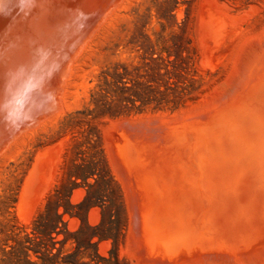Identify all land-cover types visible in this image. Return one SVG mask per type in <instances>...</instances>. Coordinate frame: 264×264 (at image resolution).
<instances>
[{"label":"rangeland","instance_id":"374dc122","mask_svg":"<svg viewBox=\"0 0 264 264\" xmlns=\"http://www.w3.org/2000/svg\"><path fill=\"white\" fill-rule=\"evenodd\" d=\"M0 33V264H264V0H0Z\"/></svg>","mask_w":264,"mask_h":264},{"label":"bare ground","instance_id":"6f19581e","mask_svg":"<svg viewBox=\"0 0 264 264\" xmlns=\"http://www.w3.org/2000/svg\"><path fill=\"white\" fill-rule=\"evenodd\" d=\"M21 1H22V0H21ZM21 7H23V5H21ZM23 8H24V7H23ZM44 9H45V8H44ZM22 10H23V9L20 10L21 13H22ZM24 10H25V9H24ZM24 10H23V11H24ZM60 10H61V9H60ZM61 12H63V11H61ZM25 13H26V12H25ZM46 13H47V11H46ZM22 14H23V13H22ZM6 15H7V14H6ZM18 15H19V13H18ZM18 15H17V16H18ZM14 18H15V17H14ZM22 18H23V17H22ZM69 18H70V17H69ZM13 20H14V19H13ZM13 20H12V21H13ZM47 20H49V19H47ZM10 22H11V21H10ZM11 23H12V22H11ZM38 23H39V22H38ZM58 23H59V22H58ZM70 23H71V22H70ZM9 24H10V23H9ZM39 24H40V23H39ZM6 26L8 27L9 25L7 24ZM20 26L22 27V25H20ZM35 26H36V25H35ZM16 28H17V27H16ZM37 28H38V27H37ZM20 29H21V28H20ZM50 29H51V28H50ZM63 29H64V28H63ZM12 32H16V31H12ZM46 32H47V31H46ZM49 32H50V31H49ZM0 34H1V33H0ZM10 34H11V33H10ZM4 35H5V34H4ZM55 35H56V34H55ZM14 36H15V34H14ZM51 36H52V35H51ZM60 36H61V34H60ZM64 36H65V35H64ZM11 37H12V36H11ZM16 37H17V36H16ZM46 37H47V36H46ZM56 37H58V36H56ZM0 38H1V37H0ZM51 39H52V38H51ZM51 39H50V40H51ZM64 39H65V38H64ZM5 40H6V39H5ZM12 40L14 41L15 39H12ZM33 40H35V39H33ZM47 40H48V39H47ZM37 41H38V44H39V42L41 43V41H40L39 39H37ZM37 41H35V42L33 41L32 43H30V45H29L30 47L28 48V46H27V49H30V48H31V45H32L33 43H36ZM10 42H11V40H10ZM18 42H19V41H18ZM62 42H63V41H62ZM11 43H12V42H11ZM51 43H52V42H51ZM14 44H15V41H14ZM41 44H42V43H41ZM55 44H56V43H55ZM10 45H11V44H10ZM36 45H37V44H36ZM44 45H45V44H44ZM52 45H53V43H52ZM52 45H51V46H52ZM32 46H33V45H32ZM34 46H35V44H34ZM34 46H33V49H34ZM38 46H40V45H37V46H36V48H35V49H36V52H37V47H38ZM54 46H55V45H54ZM59 46H61V45H59ZM1 47H3V46H1ZM5 47H7V46H5ZM13 47H14V46H13ZM15 48H17L16 44H15ZM38 48H39V52H38V53L40 54V53H41V50H40L41 46L38 47ZM44 49H45V48H44ZM6 50H7V49H6ZM6 50H5V51H6ZM8 50H9V49H8ZM30 50H31V49H30ZM25 51H26V49H25ZM25 51H22V52H25ZM34 51H35V50H34ZM32 52H33V51L31 50V53H32ZM36 52H33V54H34L35 56H36V54H35ZM4 53H5V52H4ZM25 53H26V52H25ZM46 53H47V50H46ZM0 54H2V52H0ZM13 54H15V51H14ZM27 54H30V53L27 52ZM41 54H43V53H41ZM44 54H45V50H44ZM6 55H7V54H6ZM21 55H22V56H26V54L24 55V53L21 54ZM31 55H32V54H31ZM40 56H41V55H40ZM9 58H10V57H9ZM7 59H8V57H7ZM23 59H24V58H23ZM26 59H27V58H26ZM31 59H32V58H31ZM35 59H36V58H34V60H35ZM9 60H10V59H9ZM28 61H29V60H28ZM36 61H37V59H36ZM39 61H40V60H39ZM39 61H37V62H39ZM26 63H28L27 60H26ZM26 63H24V64H26ZM9 65H10V64H9ZM14 65H15V64H14ZM17 65H18V63H17ZM17 67H18V66H17ZM25 67H26V66H25ZM25 67H24V68H25ZM24 68H23V69H24ZM27 68H28V67H27ZM13 69H15V70H17V72H19V71H18V70H19V67H18V69H17V68H15V66H14ZM25 69H26V68H25ZM28 69H29V68H28ZM28 69H27V70H28ZM20 71H21V70H20ZM0 72H2V70H1ZM17 72H16V76H17V74H18ZM18 76H20V72H19V75H18ZM9 100H10V99H9ZM12 101H13V100H12ZM5 102L7 103L8 101H5V99H4V103H5ZM15 102H16V101H15ZM2 103H3V101L0 102V106L5 105V104H2ZM9 103H10V102H9ZM9 103H8V105H5L3 108L0 107V108H2V109H0V112H2L1 110H3L4 108L9 107ZM11 106H13V103H12V102H11ZM14 107H15V106H13V108H14ZM7 109H8V108H7ZM5 110H6V109H4V111H5ZM11 110H12V109H11ZM5 113H6V111L3 112V114H5ZM1 115H2V114H0V116H1ZM2 116H3V115H2ZM4 118H5V117H4ZM0 122H1V119H0ZM47 183H48V182H47ZM24 212H25V211H24ZM25 217H26V216H25Z\"/></svg>","mask_w":264,"mask_h":264},{"label":"trees","instance_id":"16d2710c","mask_svg":"<svg viewBox=\"0 0 264 264\" xmlns=\"http://www.w3.org/2000/svg\"><path fill=\"white\" fill-rule=\"evenodd\" d=\"M61 218H62V216H60V219ZM51 226L53 227V224ZM56 228L54 227V229H52V230H55ZM50 234L51 233H47L46 229H44V231H42L41 229H39V227H36L34 232H33V238L28 237L27 240L29 243H31L33 245L35 244L37 246V249H35L36 253H43L42 248H46V247H42L43 237H46L47 235H50ZM22 247L25 248L24 245H22ZM51 254H52L51 251H49V249L46 248V252L43 253V260L46 261V260L50 259Z\"/></svg>","mask_w":264,"mask_h":264},{"label":"clouds","instance_id":"9594fccd","mask_svg":"<svg viewBox=\"0 0 264 264\" xmlns=\"http://www.w3.org/2000/svg\"><path fill=\"white\" fill-rule=\"evenodd\" d=\"M13 114L12 113H9V116H12Z\"/></svg>","mask_w":264,"mask_h":264}]
</instances>
